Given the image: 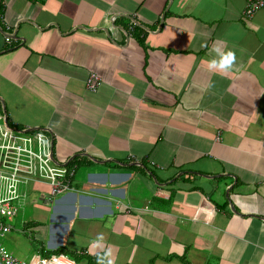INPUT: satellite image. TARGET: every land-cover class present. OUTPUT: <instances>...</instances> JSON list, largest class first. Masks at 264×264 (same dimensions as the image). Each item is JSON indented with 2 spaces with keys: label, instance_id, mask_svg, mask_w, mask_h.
<instances>
[{
  "label": "crops",
  "instance_id": "0c3cea01",
  "mask_svg": "<svg viewBox=\"0 0 264 264\" xmlns=\"http://www.w3.org/2000/svg\"><path fill=\"white\" fill-rule=\"evenodd\" d=\"M246 1L0 0L1 105L52 134L71 186L21 188L7 252L264 264V10L246 20Z\"/></svg>",
  "mask_w": 264,
  "mask_h": 264
},
{
  "label": "built area",
  "instance_id": "2783aa9c",
  "mask_svg": "<svg viewBox=\"0 0 264 264\" xmlns=\"http://www.w3.org/2000/svg\"><path fill=\"white\" fill-rule=\"evenodd\" d=\"M264 10V0H247L242 17L251 19ZM10 43V38H6ZM100 79L91 74L87 84L96 91ZM217 134L215 141H219ZM53 136L45 129H17L12 127L0 102V264H73L61 254L33 256L20 260L7 252L1 242L12 226L8 223L18 212V202L24 196L21 188L29 185L47 184L49 201L71 189L68 170L54 162ZM101 264V263H98Z\"/></svg>",
  "mask_w": 264,
  "mask_h": 264
},
{
  "label": "clouds",
  "instance_id": "9594fccd",
  "mask_svg": "<svg viewBox=\"0 0 264 264\" xmlns=\"http://www.w3.org/2000/svg\"><path fill=\"white\" fill-rule=\"evenodd\" d=\"M213 51L215 53V56L208 61V70L219 74H225L231 71L236 61L235 52L231 49L226 50L225 47L221 46L214 47ZM92 244L96 249L103 250L105 248L103 234H98L97 237L93 240ZM108 254H111V249H108ZM108 264H112V261L109 260Z\"/></svg>",
  "mask_w": 264,
  "mask_h": 264
},
{
  "label": "bare ground",
  "instance_id": "6f19581e",
  "mask_svg": "<svg viewBox=\"0 0 264 264\" xmlns=\"http://www.w3.org/2000/svg\"><path fill=\"white\" fill-rule=\"evenodd\" d=\"M149 153V152H148ZM52 157H53V160H54V155L52 154ZM55 163H57L55 160H54ZM58 164V163H57ZM60 167H63L64 169L67 170V168L65 166H63V164H58ZM63 193L59 194V195H62ZM59 195H56V196H59ZM20 202V201H19ZM18 202V203H19ZM62 255V254H61ZM64 256V255H63Z\"/></svg>",
  "mask_w": 264,
  "mask_h": 264
}]
</instances>
